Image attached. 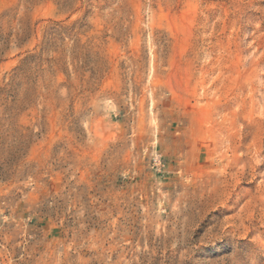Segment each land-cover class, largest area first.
Instances as JSON below:
<instances>
[{"label": "rangeland", "instance_id": "1", "mask_svg": "<svg viewBox=\"0 0 264 264\" xmlns=\"http://www.w3.org/2000/svg\"><path fill=\"white\" fill-rule=\"evenodd\" d=\"M0 264H264V0H0Z\"/></svg>", "mask_w": 264, "mask_h": 264}]
</instances>
